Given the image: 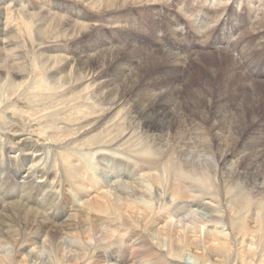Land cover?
I'll return each instance as SVG.
<instances>
[{
    "label": "bare ground",
    "instance_id": "6f19581e",
    "mask_svg": "<svg viewBox=\"0 0 264 264\" xmlns=\"http://www.w3.org/2000/svg\"><path fill=\"white\" fill-rule=\"evenodd\" d=\"M143 1L147 6L157 3V0H95L92 4L96 7L91 8L101 6L107 13H124L134 5L141 6L138 4ZM185 1L178 9L179 5L170 0V9L174 7L173 11L184 15L196 13L197 18L187 20L189 23L182 18L170 21L172 16L167 8L165 25L169 31L185 23L190 26L192 37L202 42L196 46L202 52L210 49L212 54L218 55V62L223 61L218 68L202 63V53H195L191 48L183 57L169 53V45L163 44L164 40L149 46L141 44L132 52L125 50V44L113 49L90 46L87 51L78 42L87 35L83 31L68 38L71 44L68 51L61 47L62 42L53 50L41 48L38 56L42 58L35 59L30 52L34 42H42L39 36L27 48L28 54L9 49L14 53L13 62L9 61V56L2 61L0 54V143L7 133L28 132L43 141L49 140L50 144L45 146H53V161L56 154L62 166L57 179V172L49 164L47 168L42 164L41 169L31 165L24 174L5 160L0 173L10 176V181L5 180L0 188L4 190L17 184L18 190L23 189L18 187L17 180L23 181L32 175L38 180H61L63 187L68 186L60 192L64 193L60 196V205H57L56 194L44 191L36 182L35 191L29 195L26 190H21V195L17 196L0 193V210L3 211L0 213V264H86L92 252L97 249L99 252L100 248L105 251L104 256L99 252L97 259L92 257V264H99L98 259L105 256L108 258L102 264H184L185 254L190 255L195 264H224L229 259L227 221L234 219L238 224L241 214L235 204L237 201L240 205L246 204L244 213L254 210L250 209L256 205L252 196H258L257 204H264V112H259L262 98L256 91L257 81L245 78L247 65L242 64L247 63L252 54L257 56V61L249 60L253 61L249 78L257 75V68L264 67V0H255L257 22L250 31L249 23L241 30L231 29V34L237 36L232 43L224 37L225 41L220 42L218 37L225 25L233 28V22H237L243 26L239 18L242 14L226 7L223 0H213L210 6H206L208 0ZM192 1L196 4L191 5ZM60 17L52 22L63 25L64 32L77 29L72 26L75 23L70 25L68 19ZM147 22L148 26L162 28L163 23L156 22L153 16ZM2 24L3 20L0 27ZM196 24L200 25L199 29ZM137 30L144 32L141 27ZM1 33L3 37L8 35L0 29V37ZM155 33L150 29L149 42ZM173 36L177 38L179 34L173 33ZM181 37L186 41V36ZM17 39L21 42L20 37ZM252 42H257L255 49H250ZM189 45L194 48L192 43ZM140 59L142 64L138 65ZM186 60L188 64L189 60L201 63L207 74L200 84L185 82L183 89L179 84L181 67L188 66ZM16 65L24 66L27 73L40 70L42 85L37 84L38 89L44 87L45 96L35 93V85L34 88L27 86L28 92L22 88L25 83L21 81L26 75L17 70ZM112 69L119 73L109 75ZM110 76L112 79L108 78ZM218 76L220 79L215 86L213 78ZM54 97L60 99L59 107L55 102L54 107L49 104L41 107L45 98ZM24 102L40 109L23 112L17 107ZM93 105L100 108V116L92 111ZM42 123L45 126L39 130L37 127ZM36 146L32 142L31 148ZM93 147L100 156L93 158L96 165L90 166L84 158ZM63 155H71L64 166L58 161ZM131 159L138 164L134 171L128 164ZM65 166L70 175L64 171ZM219 185L229 198L226 202L216 190ZM41 191L44 194L41 195ZM89 208L103 210L106 222L95 229L77 228L76 220L80 221ZM256 217L259 219L258 215ZM125 231L129 233H123ZM120 235L127 237V245L120 240ZM116 240L117 246L106 252L108 245ZM248 243L239 251L240 263L251 264L257 254L253 244ZM118 250H121L120 256ZM156 252L165 261H159L154 255ZM245 257H250V261H245Z\"/></svg>",
    "mask_w": 264,
    "mask_h": 264
},
{
    "label": "rangeland",
    "instance_id": "374dc122",
    "mask_svg": "<svg viewBox=\"0 0 264 264\" xmlns=\"http://www.w3.org/2000/svg\"><path fill=\"white\" fill-rule=\"evenodd\" d=\"M0 1L2 3L0 5V19L3 20V24L1 25L0 29H1V31H6V33L8 32V35L6 37H3L2 33H1L2 36L0 37V41H1L0 42V52H1L0 54H1V60L2 61H3L4 57H8V56L10 58L9 61H11V62L14 61L13 60V54L14 53L10 52L9 49L13 50V51L16 50L15 52L18 54L19 53L28 54L29 52H28L27 48L28 47L30 48L32 45H33V47L31 49L30 53H33V57L35 59L36 58L37 59L42 58V57H39L40 56L39 50L41 48H43L45 50H47V48L48 49L51 48L53 50V49H55L54 47H57V45H60L62 42H63L62 43L63 45L61 44L62 45L61 47L66 48V50L68 51L69 47L71 46L68 38L69 37L73 38L76 36V34L78 32L83 31V34H84V32H86L85 34H87V35H86V37H84V39L82 38L83 40L79 39L78 42H80L82 49H86L87 51L90 50V46L91 47L92 46L99 47L100 45H103V47L105 46L104 48L113 49L116 47H122L121 45L125 44L127 46L126 47L124 45L126 47L125 50L127 49L126 51L130 50L132 52V49L134 50V47L137 49L138 46H140L141 44L149 46L150 43L156 44L157 40H159V41L164 40L166 42H163V44L169 45V46H167V51H169V53H171V54H178L179 56L183 57L184 53L187 52L189 48H191L192 51H195V53H202L201 54L202 55V63L204 62V63L208 64L209 66H213L214 68H218L219 64L222 65V63H223V61L221 63L218 62V59H219V57H217L218 55L215 53H214L215 55L212 54L210 49L202 52L200 50V48L198 46H196L197 44H201L202 42L197 40L196 36L192 37V35L190 34V30H189L190 26L189 27L186 26V23H185V25L184 24L179 25V27L173 25L174 27H172L170 31H169V29H167V26L165 25V22H166V16L165 15L167 13V11H166L167 8H169L168 10L170 11L169 15L171 14V16H172L171 18H169L170 21L172 19L176 20V19L182 18L186 22H188L190 19L194 20L197 18L196 13H194V14L187 13L186 15H184L183 13L181 14L178 11H173L174 7H172L170 9V3L173 2V0H171V2H170V0H168L169 2H166L165 0H160V1L157 0V3L156 2L149 3L150 4V5L148 4L149 6H147L146 5L147 3L145 4V1H143V2H141V4H138L141 6L134 7L135 6L134 5V6H132V9H128L124 13L119 12V11L118 12L112 11V13H107L101 9V6H98V8L94 9L96 6H95V3L94 4H92V3L95 0L94 1L93 0H83V1L81 0V1H75V3L73 1L69 2L68 0H0ZM91 1H93V2H91ZM212 1L213 0H208L206 2V6H208V5L210 6L213 3ZM223 1L225 2L226 7L227 6L232 7L233 9H235L236 13L239 12V14H242L239 16V18L242 19L241 21L244 24H243V26H241L242 23L238 24L237 22L236 23L233 22V24L235 25V27L233 25V28L231 27L230 24L227 25V27L225 25V28L223 30L224 32L221 34V36L218 37V40H220V42H222L224 39H229L231 43L236 42L237 36H233L231 34V31L232 30H241V29L247 27L248 23L250 24V25H248V28L250 31V28L253 27L252 24L257 22L256 12H255V11H257V9H256L257 4L255 5V0H231V1L223 0ZM76 2H79V4ZM88 2H91V5H89ZM158 2H160V3H158ZM185 2H186L185 0H174L173 3L176 4V6H178L180 3L182 4ZM82 3H83V5H82ZM164 3H167V4H164ZM192 4L195 5L196 1L195 2L192 1L191 5ZM167 5H169V6H167ZM89 6H90V10H89ZM91 7H94V8H91ZM179 8H180V5L178 6V9ZM262 10H264V8ZM221 13H222V15L224 14L223 11ZM152 16L154 19H156V22L163 23L162 28H159V27L156 28L157 25L154 26L153 24H150L148 26V22L145 23ZM56 17H57V19L59 17L61 19L63 18L66 21L68 19V22H71L70 25L75 23V25L73 24L72 26L76 27L77 29H75L73 31L68 29L69 31L67 30L64 32L63 25H61L62 26V28H61V26L55 25L56 23L52 22V20L56 19ZM234 19H235V17H234ZM53 23L55 26L53 25ZM50 24L52 26L49 27ZM56 26H58L59 28L57 27V29H56ZM152 26H154V27H152ZM199 26L196 24L197 29H199ZM137 27L144 28V32H138ZM150 29H152V30L154 29L155 32H157L154 34L155 37H154V39L151 40V42H149V39L147 37V34L150 31ZM41 30H45V33H44V31H41ZM36 31L37 32L39 31V32L36 34ZM87 32H89V34ZM173 33L179 34V36L176 38L175 36H173ZM9 34H11V35H9ZM62 35H63V37H61ZM70 35H72V36H70ZM181 35H183V37L184 36L187 37L186 41H185V38L181 37ZM39 36L43 39L42 42L37 41L31 45L32 40L37 39ZM188 36H189V38H188ZM18 37L21 38V42H20V40L17 39ZM222 37H224V39H222ZM247 37L244 38L245 39L244 41L247 40ZM62 38H64V39H62ZM193 39L197 40V41L194 43ZM85 40H88V41H85ZM189 43H192L194 45V48L191 45H189ZM221 45H223V44H221ZM8 46H10V47H8ZM20 46H21V48H20ZM254 46H257V42H252L250 49H255L256 47H254ZM212 50L215 51L214 49H212ZM36 51H37V53H36ZM228 51H230V50H228ZM207 52H209V53H207ZM56 53H58V52H56ZM242 54H243V52H242ZM50 55H53V54H50ZM189 55L191 56L192 54H189ZM245 55L247 56L248 52ZM193 58H196V57H193ZM226 60H227V58H226ZM247 60H248L247 63H245V62L242 63V64L247 65V67L244 68L245 78L247 77L248 80L258 82V83L256 82V87H257L256 91L258 92V94L262 98L261 103L264 104V67L261 69L257 68L255 74H257V75L263 74L257 80L253 79L257 75H255V76L251 75L252 77L249 78L250 68L253 66L252 65L253 61L251 62L249 60L257 61V56L255 54H252ZM2 61H1V63H2ZM138 61H140V62H138V65H141L142 60L140 59ZM35 62H36V60H34V63ZM189 62H190V64H188V61L186 60V63L188 64V66L187 67L184 66L185 68L183 66L181 67V71H183V73L181 74L182 75L181 76V83L179 84V86L181 87L183 85V89H184L185 82H187V83L189 82V84H194V83L200 84L202 78H204L207 74L206 70H204V67L201 66V63L199 64L197 62H194L193 60L192 61L189 60ZM16 68H17V70L19 69L22 72H24V75L27 76V77L26 76L24 77V78H26V79H24V81H21V83H23V84L25 83L24 85L22 84L23 89L27 88V86H28V88H30L29 86L33 87L35 85V87L37 86V88L33 87L35 90V93H39V96L40 95L45 96L46 93L43 92V91H45V90H43L44 87L40 86L41 89L40 88L38 89L39 85H42V82H40L41 77H39V76L43 77L40 70L38 71V69H37V71L35 70V72L32 70L33 72L27 73L24 66L22 67L21 65H16ZM115 72L119 73V70L114 71L112 69L111 71H109V75L110 74H112V75L116 74ZM137 72L140 73L141 70H138ZM64 74H66V72ZM111 76L108 78L112 79L113 76L112 77ZM219 79H220L219 76L213 78L215 86H216L217 82L219 81ZM1 83H2V81L0 82V84ZM182 93H184V92H182ZM47 98H49V97H47ZM179 98L181 101L183 97L181 96ZM44 101H45L43 103L44 105L42 104L43 106H41V107H48L49 105H51L52 107L57 105V107H59V105H60L59 104L60 99H57L55 97L50 98L49 100L45 98ZM63 101H65V100L62 99V102ZM54 102H55V105H54ZM262 104L259 105V112H261V113L264 112V107ZM17 108H19V110H23V112L28 110L31 113H32V110L37 111L40 109V108L37 109V107L32 108L31 106L26 104V102L20 103ZM91 109H92V111L99 113L98 116L101 115L100 108L93 105L91 107ZM1 119H0V121H1ZM43 123H45V125H48L47 122H43ZM88 123H91V122H88ZM42 124L39 125L41 127H39V126L37 127V128H39V130L43 126H45L44 124L43 125ZM29 135L30 134L28 132H27V134L26 133L25 134H21V133L15 134V133L10 132V133H7L6 135L2 136V142H4V144L2 146H0V154H2V155H0V168L3 167V166H1V164L5 163V160H6L10 166L19 167L20 168L19 172H24V174H25L31 165H34V167L37 169H41L42 164L45 165V168H47V165L49 164V165H51V167L54 168V171L57 172L56 176H57V179H59V177L61 176V172L59 169L62 166L57 162V160H56L57 155L56 154H55V161H53V154L55 152V150H53V148H51L53 146H45L47 143L50 144V141L49 140L43 141V139L41 137L38 138L37 136H33V135L29 136ZM19 140H21V141H19ZM2 142L0 144H2ZM32 142L36 143L38 147L36 146L37 148H35V149L31 148ZM21 144H23V145H21ZM24 144H26V145H24ZM27 147H28V149H27ZM23 148H25L24 151H22ZM6 156H7V158H4ZM86 156L92 157V159H88ZM99 156H100V154L98 153L96 148L93 147L92 150L86 152L84 161L89 163L90 166H94V165H96V163H95L96 161H94L93 158L99 159ZM70 160H71V155H63V159L58 160V161L61 162V164L64 166ZM40 164H41V166H40ZM128 164H129L130 169H133V171L138 168V164L136 163L135 159H131V161H128ZM63 169L68 175H70V173H68V169L66 168V166ZM153 177H154L153 179H155V180H160L159 177H156V176H153ZM29 178H27L26 180H23V181L17 180V182H19L18 187H23V189L20 188V190H18L16 188L17 184H15L16 187L12 186L11 188L9 187L8 189H4V190L0 188V193H8L7 195H9V196H12V195L17 196L19 193L21 195V192H22L21 190H26L27 191L26 194L29 195L35 191L36 188H34V187L36 185L35 184V182H36L37 184H39L41 186V188H43L44 191L46 190V191H50L53 194H56V196L58 198L57 205H60L62 203V199L60 196H63L64 193H63V195H61L60 192H64L65 187H63L61 185V182H64V181L60 180L59 181L60 183H59V182H57V180H53L51 178L38 180L36 178V175H32ZM5 180L10 181V176H8L6 173H0V185L2 183H4ZM32 180H33V182H32ZM134 181L139 182V180H136V179H134ZM221 186L222 185H219L216 190L218 191V194L221 196V198L223 196L224 199H222V200L224 202H226L229 198L225 197V190L222 189ZM65 189L67 190L68 186ZM221 191H222V193H221ZM42 194H44V193L41 191V195ZM31 197H32V195H31ZM252 198H251V200L255 202L254 204H256V205H252V208H250L251 210L254 209L251 211L252 213L251 212L244 213V211L247 209L246 204L240 205L239 204L240 202L237 201V203L235 204V208H238L241 211V214H239L238 218H237L239 223L235 224L234 219L232 221L231 220L227 221L228 226L226 228V231L229 232L228 234L230 236H229V240L226 242V247L228 246L227 248L231 249V253H230L229 259L226 262H224V264H244V262L240 263L239 251L242 250V248L246 247L248 242H251L253 244L254 248L257 249V254L254 258V261H252L251 264H264V204H262V203L257 204L256 203L259 200L258 196L257 197L252 196ZM12 200L16 201V199H12ZM19 201L21 202V200H19ZM10 203H12V202H10ZM13 203H15V202H13ZM1 212H3V211L0 210V213ZM84 212H85V209L83 212H81V214ZM229 215L230 214L227 213L226 217H229ZM256 215H258L259 219L256 217ZM93 217H94V219H93ZM251 220H252V222H251L252 225L250 224ZM80 221H79V219L76 220V222H77L76 227L81 228L83 230H87L88 228H94L95 229V227L99 224H100L99 226L101 227V224L106 222L105 216H104V211L103 210L102 211L95 210L92 208L87 209L84 217L81 218ZM126 228L129 229L128 226H126ZM99 229H97V230H99ZM138 230L139 229H136V231H138ZM110 232H112V231H110ZM123 233H129V232L125 231ZM119 234H120V232H119ZM119 238L121 241L125 242L126 245L128 244V243H126L127 237L124 238V237H122V235H120ZM117 241L118 240L114 241L113 244L110 243L111 245H108L106 252L112 251L113 247L117 246L116 245V244H118ZM248 246H250L249 243H248ZM97 250H94V252H92V257L95 259L98 258L99 254H100L99 252H102V256H104L103 252H105L102 248L99 249V252H96ZM92 251H93V249H92ZM120 252H121V250L117 251L118 256H120V254H121ZM96 254H98V256ZM112 254H114V253H112ZM154 255L158 258L159 261H161V262L165 261L164 259H162L163 261L160 259L161 256L159 253L156 252ZM92 257H91V259H89V261H85L86 264H88V262L90 264H92V262H94V259H92ZM107 258H108V256H105V258L104 259L102 258V260L98 259L99 264H102L101 262L106 260ZM249 258L250 257H248V258L245 257V261H247V260L250 261ZM183 261H184V264H195L193 258L188 254L183 255ZM82 264H84V262Z\"/></svg>",
    "mask_w": 264,
    "mask_h": 264
}]
</instances>
